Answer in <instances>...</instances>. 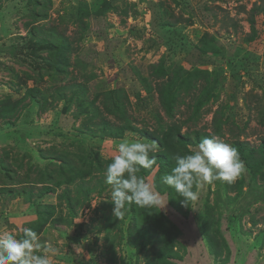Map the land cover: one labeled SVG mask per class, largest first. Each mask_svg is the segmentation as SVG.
I'll use <instances>...</instances> for the list:
<instances>
[{
  "label": "rangeland",
  "instance_id": "rangeland-1",
  "mask_svg": "<svg viewBox=\"0 0 264 264\" xmlns=\"http://www.w3.org/2000/svg\"><path fill=\"white\" fill-rule=\"evenodd\" d=\"M44 39L51 44L46 47ZM156 66L166 72L162 79L151 74ZM32 89L44 94L42 99L25 96ZM158 89L175 94L171 116L158 100ZM94 99L100 119L91 120L85 111ZM196 102L201 106L193 116ZM112 105L134 127L162 141L169 131L187 135L192 144L177 150L181 155L204 133L213 134L217 122L225 142L259 148L264 143V0H0V110H15L6 122L0 118V186L9 184L6 175L17 187L26 175L36 181L35 167L45 170L46 155L64 149L75 153L80 147L94 161L109 160L120 140L99 133L101 120L114 123ZM139 133L127 131L122 139L151 142ZM244 164L246 171L234 183L206 184L189 207L176 193L182 213L161 195L167 203L157 209L178 233L170 256L160 258L159 242L155 248L146 238L137 241L131 219L120 224L123 233L115 229L118 218L108 224L109 214L115 217L105 182L102 191L95 184L89 200H73L72 207L55 195L41 198L38 202L56 206L46 225L37 223L34 207L21 196L2 193L0 231L19 235L21 226L33 228L54 264H224L226 247L225 264H264V165L252 179ZM156 172L145 179L154 182ZM204 226L210 235L218 229L217 256ZM112 228L115 239L106 242ZM137 228L143 236L159 234L147 217H139Z\"/></svg>",
  "mask_w": 264,
  "mask_h": 264
},
{
  "label": "trees",
  "instance_id": "trees-1",
  "mask_svg": "<svg viewBox=\"0 0 264 264\" xmlns=\"http://www.w3.org/2000/svg\"><path fill=\"white\" fill-rule=\"evenodd\" d=\"M37 4L39 5V2ZM248 23L250 24V29L252 31L253 21L249 20ZM253 36H255L254 31L252 35L248 36L247 38L251 40L254 38ZM50 40L51 39H44L43 42L46 47L51 44L49 42ZM60 48L61 50L63 48H66L65 40L63 43H60ZM151 74L155 76L156 79H162L166 75V72L163 70V68H161V66H156L151 67ZM188 75L197 74L195 72H189ZM163 82L164 81H161L160 83ZM30 92H32V95H29ZM37 94H39L40 98L42 99L44 94H41L40 91L37 89L27 91V94L25 96H30V98L34 101L36 99ZM158 95V100L160 104L165 108L167 115L171 116V109L172 104L174 102L175 94L173 95V93L168 89H158ZM96 103V99L92 100L87 107L88 109H86L85 111L86 114H90L92 116L91 120H95L97 118L100 119V114L98 112ZM112 106L113 109L112 111H109V114L114 115V123L106 121L105 119L101 120L99 136L103 138L121 140L124 137L125 132L133 131L140 132L139 134L145 139H148L150 141L155 140L159 145L160 151L157 153V166H154V168H157V172L155 181L153 183H155L156 190L161 195H168V199L172 208L176 212L182 213L181 207L175 202V190L167 185H164L161 182L160 178L163 174L169 172L174 166V161L172 160V157L178 154L177 150L186 151L187 145L192 144V142L188 140L187 135L183 137L180 135H176L177 131L176 133L171 131L165 133L163 141L160 140V138L158 137L151 136L147 132H141L139 129H137V127H134L132 125L131 120L120 107H118L117 105ZM200 106L201 103L196 102L195 107L193 109V116L197 115ZM13 111H15L13 108L10 110H0V118L3 120V122H6L9 116L14 115ZM221 131V123L217 122L213 134L220 136ZM199 135V133L195 134V138L197 137V139L200 140ZM210 135L212 134L204 133L202 138ZM233 144L238 150L241 160L246 162V166L250 171L252 179H255L258 175V170L262 165H264V143H262L261 146L257 149L249 148L247 143L238 140H235ZM258 152H261L260 157H257ZM56 153L57 152L54 153V156H49V154L46 155L45 159L48 160L49 164L46 166L45 170L42 171L39 169V167H35L34 172L37 174V180L35 179L36 181L32 180L29 182L28 179L30 177L26 175V180L20 184V187H17L14 186L12 179L8 175H6L5 177H7V179H9L10 181L9 184H3L2 186H0V194L12 193L14 196H21L23 203L33 206L34 212L38 215L37 223L40 225H46L49 219L53 216V213L56 209V206L54 204H42L38 202L44 196L55 195L58 201H64L65 206L72 207L73 200H75L79 204L87 202L89 200L90 192L94 190V188H96L95 184H98L99 186V189H97V191H102L105 188V185L103 184L105 182L103 172L106 168L107 163H109L110 160L98 158L94 161L87 157V154L84 149L80 147L76 149L75 153H72L66 149L59 152L58 155H56ZM44 156L45 155H43V157ZM2 168H4L6 171L8 170V167L5 163L2 164ZM153 169H141L138 175L145 179ZM13 174H15V172H13ZM97 176L98 178H96ZM71 185L72 187H70ZM35 186H38L39 188L36 187V189ZM62 186L63 188L61 192L57 193V189L61 188ZM73 188H75L76 197H73L72 195ZM79 199H81L80 202ZM111 206L113 207L112 203ZM109 216L110 217H108V224L110 225L111 223H113V221L118 220L116 217L112 218L110 214ZM139 217L141 219L147 217L148 221L154 224V227L156 228L155 230L159 234L156 235V237L154 236L153 238L152 235L143 236V230L137 228ZM126 219H131L132 223L134 222V226L136 228L135 237L137 238V241H141V238H146L145 244H148L149 246H154L155 248V243H160V245L158 246V252L161 255L160 258L170 256V254L173 253V248L175 246V241L177 238L176 236H178L177 229L176 227H173L170 222L168 223L167 221H164V217L160 214L157 208H139L133 204L129 211L125 214L124 218L118 220L119 224L115 229L123 233L120 224H122ZM213 224H215L216 227V223ZM112 230L114 229H107V236L104 239L106 242L115 239L116 234L114 233L115 235L111 236L109 233L112 232ZM131 233L132 230L128 233V237H131ZM217 234L218 229L215 228L213 233H211L210 235L209 231L207 230V227L204 226L205 238L210 248H212L211 251L213 252L214 250L215 256L219 255V253L215 251L216 246H214L217 243ZM153 239H155L154 242ZM224 250L225 252H227V255L225 256L226 258L224 260L225 264L229 261L230 253H228L229 249L227 247ZM163 261L164 258L160 262ZM165 261L167 262V264H170L167 260Z\"/></svg>",
  "mask_w": 264,
  "mask_h": 264
},
{
  "label": "clouds",
  "instance_id": "clouds-1",
  "mask_svg": "<svg viewBox=\"0 0 264 264\" xmlns=\"http://www.w3.org/2000/svg\"><path fill=\"white\" fill-rule=\"evenodd\" d=\"M158 152L155 140L125 138L114 143V154L103 172L105 183L111 186L114 217L123 219L133 204L139 208H165L167 201L155 183L138 175L141 169L157 166ZM172 160L174 166L160 179L175 190L185 207L198 200L206 184L234 183L246 171L238 150L215 134L202 138L193 150L176 154ZM0 264H54V257L37 231L21 226L19 235L0 231Z\"/></svg>",
  "mask_w": 264,
  "mask_h": 264
}]
</instances>
